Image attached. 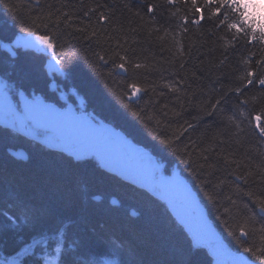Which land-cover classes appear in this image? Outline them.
Instances as JSON below:
<instances>
[{"label": "trees", "instance_id": "16d2710c", "mask_svg": "<svg viewBox=\"0 0 264 264\" xmlns=\"http://www.w3.org/2000/svg\"><path fill=\"white\" fill-rule=\"evenodd\" d=\"M32 2L0 0V77L10 88V98L18 103L19 96L24 94L28 98L41 97L56 104H60L61 99L74 104L81 102L83 110L96 120L110 125L134 144L147 148L167 173L176 171L185 178L222 242L254 260L251 253H245L243 248L261 246L260 228L264 226V213L245 192L259 194L264 185L252 177H248L247 184L236 177L248 171V166L254 170L264 160V138L254 130V121L253 126L244 123V134L233 136L227 117L237 110H244L245 115L252 112L255 116L264 109V104L251 100L253 96L260 98L264 87L259 84L245 87L246 82L242 84L239 79L247 71H255L253 66L257 59H264V53L260 51L264 44H245L241 40L234 51L229 48L225 55L227 46L218 39L224 36V31H218L211 22H207L209 16H214L212 8L215 6L210 9L197 5L206 18L197 25L193 22L199 18L197 7L194 14L189 0H175L172 4L167 0H82L84 7H81V0H41L42 4L68 5L63 10L72 11L78 17L73 28L67 30L74 35H79L75 28L89 24L88 17L83 15L87 6L105 5L95 15L89 13L91 24L109 33L113 26L119 29L122 24L123 31L116 35L126 39V47H134L140 62L147 63L152 69L145 84L140 75L145 70H137L136 76L131 69L125 73L113 66L111 52L109 62L104 63L92 55L93 51L104 55L94 42L89 45L88 41L66 35L69 46L75 45L79 56L70 52L73 55L70 64L57 73H51L45 68V60L49 57L45 53L16 46L10 50L1 45L12 43L20 33H27L24 28L30 24L22 25L21 20H29V11L32 16L39 11ZM5 3L23 7L5 8ZM125 4L130 8H124ZM148 4L159 7L149 13L145 7ZM101 11L115 13L111 23L97 21ZM137 11L142 19L135 15ZM184 17L189 22L186 23ZM133 27L135 32L130 30ZM185 27L188 29L186 32ZM112 46L115 47L114 41ZM245 60L249 63H244ZM180 64L185 67L181 69ZM256 67L264 72V65ZM162 81L175 83L181 89L178 93L180 100L187 101L181 109L174 94L163 98V103H169L170 108L181 112V116L175 118L171 113L168 118L159 117L169 120L170 127L163 123L157 125L155 117L152 120L147 118L153 110L145 105L150 97L159 99L155 93L149 91L144 95L141 92L128 100L131 89L127 84L135 82L141 87L155 84L159 91ZM236 87H241L243 95L232 91ZM222 95L225 97L222 108L217 109L214 115H207L212 111L210 102ZM244 99L250 103L242 109L239 102ZM126 104H132V108H126ZM132 111H141V116H133ZM185 121L192 123L194 130L190 128L179 139L173 138V130L179 125L187 127ZM261 123L264 124V115ZM157 136L173 139L171 147L161 144ZM213 137L226 143L217 147L214 141L210 143ZM192 141H196V145ZM203 147L214 149L208 153V163L200 154ZM8 148H22L27 158H14ZM221 154L239 161L241 167L237 168L235 164L225 166ZM214 162L215 168L208 167ZM221 180L223 184H220ZM17 196L32 207L48 209L51 215L44 217L35 228L24 222L22 214L14 227L0 215L2 251L14 250L32 235L60 228L61 235L55 234L54 247L66 243L61 238L66 233L67 243L72 240L81 243V264H211L209 255L193 245L184 227L162 200L109 174L99 167L94 157L85 156L77 161L72 155L47 148L15 130L0 126V212H17L14 206ZM230 196L236 201L235 205L228 199ZM131 209L137 213L132 215ZM245 217L249 219L247 230L250 234L241 236L240 227Z\"/></svg>", "mask_w": 264, "mask_h": 264}, {"label": "snow or ice", "instance_id": "6c2138e0", "mask_svg": "<svg viewBox=\"0 0 264 264\" xmlns=\"http://www.w3.org/2000/svg\"><path fill=\"white\" fill-rule=\"evenodd\" d=\"M167 2L172 4L175 0H167ZM261 2H264V0H261ZM203 3L205 7L215 5V7L212 8L214 16H209L207 18V22H211L218 31H224V36H220L218 39L223 41L227 46L225 48V55L229 48L234 51L236 45L239 44L241 40L245 44H264V12L257 11V0H203ZM191 4L195 14L197 0H191ZM3 6L10 9L23 7V5H9L7 3ZM32 6L39 9L36 15L32 16L31 11H29V20H21L22 25L25 23L30 24V26L24 28V31L28 33V36L25 37V46H31L34 44L42 46L40 50L49 54V58L52 62H54L57 70H63L64 66L69 65L73 60V55H70V52L74 53L77 57L79 56V51L76 50L75 45L69 46V41L65 39V36L67 35L71 36L73 39L88 41L89 45L94 42L97 47H100L101 50L104 51V55H100L95 51H93L92 55L96 56L99 61H103L104 63L109 62L108 56L109 52H111V63L115 68L120 69L125 73L129 72V69H131L133 76H136L138 74L137 70H145L140 75L142 76L143 82L147 84L148 72L152 71V69L149 68L147 63L140 62L134 47L131 45L126 47V39L122 40L116 35L117 32L123 31V25L121 24L119 29L113 26L111 33H109L107 30H98L95 25L91 24V16L89 13L95 15L97 10L106 7L105 5L97 4L95 7L87 6V10L83 11V15L88 17L89 24L87 27L75 28V33H78L79 35H74L72 32L67 31L68 29L73 28L75 20L78 19V17L74 15V12L63 10L68 8L67 4L61 3L59 6H56V4L53 3L42 4L41 0H33ZM81 7H84L82 0ZM123 7L126 9L130 8L128 4L123 5ZM145 7L147 12L153 13L159 6L155 4H148ZM73 8H75V6H73ZM114 15L115 13L105 14L101 11L97 16V21L111 23ZM135 15L142 19L139 11H137ZM184 19L186 23L189 22L187 17H184ZM205 20L206 18L201 15L199 19L195 20V23L200 25L202 21ZM130 30L135 32L136 28L133 27ZM187 30V27H185L184 31L186 32ZM101 37H103V43L101 42ZM30 38H34V40ZM161 39H163V37H161ZM113 41L115 42V47L112 46ZM105 46H107V50H105ZM65 48H68L69 50L64 51ZM181 51H183L182 47ZM260 51L264 53V48H261ZM84 59L87 60L88 57L85 56ZM221 63H223V61H221ZM244 63L248 64L249 61L245 60ZM256 65H264V59H257ZM256 65L253 66L255 67V71L249 70L245 75L239 77L242 84H245L246 82L245 87L254 86L255 84H259L264 87V72H261L260 68L256 67ZM184 67V64H180L181 69ZM127 88L131 89V93L128 95V100L130 101L141 92H143L144 95H148L149 91H151L159 97V99H152L150 97L145 105L146 108L153 110V114L148 115L147 118L152 120L155 117L157 125L163 123L165 127H170L171 122L169 120H161L159 118H168L169 113H171V117L173 118L181 116V112L176 111L174 107L170 108L169 103H163V98L169 96V94H174L175 101L180 104L181 109H183L185 103H187V101L182 102L180 100L178 93L181 89L176 87L173 82L162 81V87L159 91H157V86L155 84H149L147 87H141L135 82L127 84ZM164 89H167V92H165ZM232 91L243 95L241 87H236L232 89ZM224 99L225 97L222 95L221 98L216 99L214 102H210L209 107H211L212 111L208 112L207 115H214L217 109L222 108ZM251 100L264 104V94H262L260 98L253 96ZM133 103H135V101H133ZM239 103L243 109L250 103V101L248 99H244ZM30 104L48 105L36 100L30 102ZM125 107L131 109L132 104H126ZM15 108L16 111L21 113L22 117L25 118L26 125L32 126V121L27 119L25 106L24 108H20L17 104ZM253 111H255V109H253ZM132 115L139 118L141 116V111H132ZM262 115H264V109L261 110L260 114H256L255 116L252 115V112L245 115L244 110H237V112L233 115H229L227 120L231 125L232 135L238 137L244 134V123L247 122L249 126H253V121H255L254 130H258L259 137L264 138V124L261 123ZM184 124H186L187 127L179 125L178 129L173 130V138L179 139V136L183 135L190 128L194 130V125L192 123L185 121ZM225 127L227 128L228 125L226 124ZM220 135H223V133ZM157 139H160L161 144L168 145L169 147H171L173 143V139L170 138L161 139L160 136H157ZM213 141L216 143L217 147L226 143L225 140H216L215 137L211 138L210 143ZM192 143L196 145V141H192ZM203 143L204 141L202 140L201 144ZM237 143H239L238 140ZM197 147H199V145H197ZM210 151H214V149L209 147H203L200 149V154L205 163H208L210 160V156L208 155ZM221 155L225 166L235 164L237 168L241 167L239 161L235 159L230 160L227 155ZM72 156L75 157L77 161H80L83 157H85L75 154H72ZM186 163H188V161H186ZM201 167H203V165H201ZM208 167L215 168V162L208 164ZM248 168V171L236 178L238 180H244L245 184H247L248 177H252L255 182H258L260 185H264V160H261V163L256 165L254 170H252L250 166H248ZM156 175L159 177L158 165ZM223 183L224 181L221 180L220 184ZM237 189H239V186H237ZM245 195H247L257 207H259L261 213H264V190H262L259 194H254L253 192L248 191L245 192ZM228 199L233 205L236 204V201L233 200L231 196L228 197ZM16 200L17 203L14 206L17 208V212H0V215H3L8 223H14L19 220L20 214H22L24 222L35 228L41 223L44 217L51 215L48 209H37L32 207L28 203L21 200L18 196L16 197ZM225 211H228V209L226 208ZM248 223L249 219L245 217L243 219V226L240 227L241 236H248L250 234L247 230ZM47 231L49 234H56L58 236L61 235L60 228L49 229ZM260 233L261 246L244 247L243 251L245 253H251V256L254 257V260L258 262V264H264V226L260 228ZM38 235L41 236V239L36 240L34 246L29 245L31 251L28 252V258L33 260L34 264H41L39 255L44 254L45 249L49 247L48 241L43 239L44 233L40 232ZM61 238L64 239L66 243L63 245L58 264H81L79 259L82 254L80 251L81 243L77 240H72L71 243H67L68 236L66 233ZM123 255L124 254L121 253L122 258ZM133 264H135V262H133ZM180 264H186V262H180ZM233 264H252V261L243 257H238L233 261Z\"/></svg>", "mask_w": 264, "mask_h": 264}, {"label": "rangeland", "instance_id": "374dc122", "mask_svg": "<svg viewBox=\"0 0 264 264\" xmlns=\"http://www.w3.org/2000/svg\"><path fill=\"white\" fill-rule=\"evenodd\" d=\"M20 38V37H19ZM19 38L17 39V41L19 42ZM33 40H34V38H32ZM20 43V42H19ZM30 47H34V48H38V49H41V47L42 46H39V45H36V44H34V45H31ZM92 150H88V151H86V153H90ZM93 152V151H92ZM122 162H121V160H119V162L117 161V160H112L111 161V165H112V167H113V169H115V170H117L119 173H121V174H123L121 171H122ZM130 169L132 168V167H129ZM124 175V174H123ZM141 178H143V179H145L146 178V174L144 173L143 175H141ZM177 180V179H176ZM177 212H179L180 214H181V212L180 211H177Z\"/></svg>", "mask_w": 264, "mask_h": 264}, {"label": "bare ground", "instance_id": "6f19581e", "mask_svg": "<svg viewBox=\"0 0 264 264\" xmlns=\"http://www.w3.org/2000/svg\"><path fill=\"white\" fill-rule=\"evenodd\" d=\"M124 163V162H123ZM108 173L111 174L112 173V168H108Z\"/></svg>", "mask_w": 264, "mask_h": 264}]
</instances>
